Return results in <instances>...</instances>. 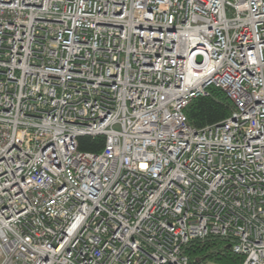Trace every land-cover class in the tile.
Instances as JSON below:
<instances>
[{
    "label": "built area",
    "instance_id": "built-area-1",
    "mask_svg": "<svg viewBox=\"0 0 264 264\" xmlns=\"http://www.w3.org/2000/svg\"><path fill=\"white\" fill-rule=\"evenodd\" d=\"M211 87L234 109L196 128ZM210 235L264 264V0H0V264H190Z\"/></svg>",
    "mask_w": 264,
    "mask_h": 264
},
{
    "label": "trees",
    "instance_id": "trees-1",
    "mask_svg": "<svg viewBox=\"0 0 264 264\" xmlns=\"http://www.w3.org/2000/svg\"><path fill=\"white\" fill-rule=\"evenodd\" d=\"M233 109L234 105L225 92L211 87L207 96L194 99L189 104L186 114L192 126L203 128L224 121ZM104 144L103 136L79 138V148L83 151L100 152ZM232 246L229 239L210 235L190 241L185 247V253L190 264H241L242 258L234 253Z\"/></svg>",
    "mask_w": 264,
    "mask_h": 264
}]
</instances>
